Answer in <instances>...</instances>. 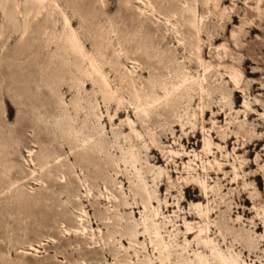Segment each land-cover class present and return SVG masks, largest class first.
Returning a JSON list of instances; mask_svg holds the SVG:
<instances>
[{"label":"rangeland","instance_id":"374dc122","mask_svg":"<svg viewBox=\"0 0 264 264\" xmlns=\"http://www.w3.org/2000/svg\"><path fill=\"white\" fill-rule=\"evenodd\" d=\"M37 1L0 0V264H138L129 241L123 242L113 227L103 224L117 218L123 225L140 219L138 209L132 212L104 199L105 184L120 201L123 198L116 189L117 182L130 193L128 179L115 174L114 162L120 152L111 148L115 137L120 144H127L123 135L134 138L149 189L156 192L159 204L165 205L167 173L173 180L187 176L183 163L191 159L195 161L192 174L205 177L210 184L208 197L196 183L182 188L177 183L169 198L172 207L168 212L164 209L165 216L177 212L174 219L180 226L185 216L182 212H193L195 204H201V209L208 205L213 208L212 237L223 249L233 244L249 264H264V0H59L85 46L93 50L94 43L100 44L104 59L116 63L113 69L109 63L104 65L113 82L131 70L139 89L151 88L150 79L168 80L179 74V82L182 72L197 77L207 69L203 100L199 89L185 91L169 101L162 100L150 119L141 122L128 103L112 102L107 110L100 89L81 73L70 88L71 75L64 68L56 96L45 86L35 88L48 59L42 33L51 22L44 12L27 33H22L25 8L36 10ZM201 17L203 25L198 34L190 23ZM55 18L57 28L62 29V18ZM226 66L242 72L238 85ZM80 80H85V91ZM151 89L158 90L150 93L153 97L163 94L156 87ZM80 96L96 106L99 118H87L82 111L77 125L83 126L87 119L105 133V147L100 150L98 146L93 155L97 162L93 169L98 172L90 175L86 164L81 171L64 138L57 136L51 144L45 138L57 131L56 102H67L72 111L71 102ZM124 96L130 98L128 92ZM20 100L25 104L19 106ZM41 117L46 123L37 122ZM128 117L133 121V131ZM208 134L214 142L210 152L204 151V136ZM52 146L60 155L61 165L40 172L35 180L30 175L34 166L28 150L34 151L33 157L39 162L44 156L42 147ZM169 151H177L179 156ZM194 152L212 161L207 172L201 169V157H194ZM214 158L222 163L223 170ZM157 176L162 182L160 190L154 181ZM50 179L59 183L52 184ZM114 207L118 211L107 214L106 209ZM80 217L90 234L86 237ZM93 232L97 243L91 237ZM183 239L180 236L179 241ZM104 241L114 244L102 250ZM144 241L148 243L143 236L138 243ZM145 254L140 251L141 258Z\"/></svg>","mask_w":264,"mask_h":264},{"label":"bare ground","instance_id":"6f19581e","mask_svg":"<svg viewBox=\"0 0 264 264\" xmlns=\"http://www.w3.org/2000/svg\"><path fill=\"white\" fill-rule=\"evenodd\" d=\"M58 1L59 0H38L37 3H35L37 5L36 10L32 8H25L24 11V28L22 29V33H27L31 28L32 22L36 20L37 17L42 16L44 12H46L51 19V22L49 21L50 26L46 27L42 33V39L44 40L45 45L44 49H46V55L48 56L47 64L43 71H39V80L37 81L38 87L35 88L40 90L42 86H45L48 88L47 90L52 93V95L56 96L58 86L60 82L63 81L62 77L64 68L65 70L67 69L68 73L71 75L69 80L71 83L70 88H74V79L77 78V74L81 73L82 78L85 76L94 86L100 89L99 92L106 104V107L108 106L107 110L109 107L111 108L110 104L112 102H116L118 105L128 103L132 106V109L140 122L143 121L144 118L150 119L151 114L155 113L157 108L161 105L160 102L162 100L169 101L175 96L183 94L185 91L191 89L195 90L197 88L199 89L201 100L204 99V94L208 84L207 69L203 75H198L197 77L189 74L187 71L182 72L179 82H176V79L180 77L179 74L171 75V78L168 76V80L163 79L158 81L157 78L150 79V84L152 85L151 88L156 87L163 92L162 95L155 94L156 96L154 97L151 96L150 93H156L158 90L147 88L146 86L139 89L131 70H128L127 76L120 78L119 82H113L109 77V74L106 70H104V65L109 63L110 67L113 69V65L116 66V63L113 64L112 62H107L104 59V53L101 50L100 44L94 43L93 50H89L85 46L82 41L83 38L81 39V35L78 32L79 29L74 28L71 20L68 18ZM188 10L190 12L193 11L190 7ZM56 15L62 18V29L57 28L58 20L55 18ZM190 24L193 25L198 34H200L203 25V18L201 17L196 21H191ZM222 46L225 47V44ZM199 62L203 65L201 55H199ZM83 64H85L86 67L82 68ZM226 68L228 69L227 72L231 80L235 85H238L242 72L234 66H226ZM80 81L79 85H81L82 90L85 91V80ZM157 82L160 83L157 85ZM125 92H128L130 95L129 99H126L124 96ZM18 95L22 96L21 93ZM95 99L97 100V97H95ZM66 103L67 102L63 100H59L55 105L58 115L54 118V126L58 134L55 132V137L52 135L45 138L50 142V144L56 141L57 136L64 138L66 144H68L70 148V153L81 167V171H83L82 165L86 164L85 169L88 172L87 175L94 172L96 173L98 171H95L93 166L97 162L93 155L96 153V148L98 146H100V150L105 147L104 128H100L95 125L93 126L92 123L89 122L90 120L87 121V119H85L83 126L80 127L77 125V120L80 117L79 114L82 111H84L87 118H90L91 116L99 118L95 112L96 106L81 96L71 102L72 111ZM17 104L21 106L25 103L20 100ZM245 105L249 107L248 102H245ZM41 107L46 110L44 104H41ZM203 108L204 106L201 105V109ZM37 110H41V108L38 107ZM43 120V117H41V120H38L37 122L41 121L44 123L45 121ZM132 122L133 121L128 117L127 123L130 126L131 131H133ZM116 135L117 134H115V136ZM123 141L127 143L125 146L120 144L118 137H115L111 148H116V150L120 152L118 160L114 162L116 169L115 174L116 176H124L128 179L130 183V193L128 195V192H124L123 184L120 181L117 182L119 183V187L115 188L119 189L121 192V196L123 198L122 201L118 199L117 195L113 194L112 189H110L107 184H105L106 195H103L104 199L108 202H117V207L129 209L132 212L138 209L140 219L139 221L134 220L131 224L126 225H123L121 223L122 220L120 221L119 218H117L116 222L109 221L107 223H102L105 224L106 227H113V232L119 234L123 242L125 240L129 241V249H131L136 256V262L138 264H249V262L242 258L241 255L233 248V244L232 247L227 246L226 250H224L223 246L217 242L214 237H212V216L210 213H212L213 208H210V206L207 205L205 209H201V204H195L192 206L194 209L193 212H182L185 216L183 217V223L180 226L178 225V221L174 219V217H177L175 216L177 212H174L171 216L164 215V209L166 208V212H168L172 207L169 198L172 196L174 189H176L177 183H183L182 185L179 184L180 188H182L184 184L189 186L196 183L201 187L202 192L208 196L210 184H208L207 179L205 177L200 179L192 174V171H195L194 160L191 159L190 161L183 163V169L187 172V176H180L177 180H173L167 173V193L165 197L166 200L164 202L165 205L163 206L162 204H159L156 192L152 193L149 189V182L146 180L147 176L143 170L140 152L134 142V138L130 137V135H123ZM213 145L214 142L212 141V136L209 134L204 136V151L210 152ZM216 145L217 148H220V145ZM28 152L31 157V165L34 166L30 169V175L34 179L40 172L46 173L47 171L60 167L59 164L61 165L60 155L57 154V151L53 146L46 149L42 147L44 156L40 158L39 162L35 161L33 157V150H28ZM150 152H153V149H150ZM169 152L172 156H179V152L177 151ZM184 153L188 152L184 151ZM250 154L251 152L248 153V155ZM193 155L194 157H201V169L207 172V165L209 166L212 161L210 159H204L203 156H200L196 152H194ZM214 163L219 169H222V163H220L216 158H214ZM250 166L251 165H249V167ZM129 167L131 170H129ZM87 172L83 173L86 177L87 175L85 173ZM208 173H206V176H209ZM237 174L235 173L233 180L237 178ZM62 178H64V176L61 177V180ZM78 178L79 181H83L80 176H78ZM155 180L156 184L159 186L158 190H160L162 182L158 180V176L154 178V181ZM85 181H87V179H85ZM50 182L52 184L59 183L54 179H50ZM60 183H62V181ZM117 183H113V185H117ZM89 186L90 185L88 184V191L91 190ZM181 192L183 193V189ZM155 202H158V205H155ZM243 202L246 203L247 199H244ZM111 207H113V205H111ZM178 208V212L181 211L180 205H178ZM113 211H118V209L115 207L113 209H106L107 214ZM83 212L86 213V211ZM107 218L109 220L111 219V217ZM197 219L200 220L198 221ZM78 221L81 226V230L85 233L86 237V235L89 234V231L84 225V219L80 217ZM257 225H255V227L258 230L260 226ZM181 228H184L185 231L183 232ZM67 231L68 233L70 232L68 229ZM143 236L148 240V243L145 241L142 244L138 243L140 238ZM180 236L184 238L182 242L179 241ZM192 236L193 241L190 240ZM91 237L94 239L93 242L97 243L94 232L91 234ZM113 244V241H104L103 245L105 247L101 249H107V245ZM149 247H152V252L148 250ZM139 250L146 253L143 258H141Z\"/></svg>","mask_w":264,"mask_h":264}]
</instances>
